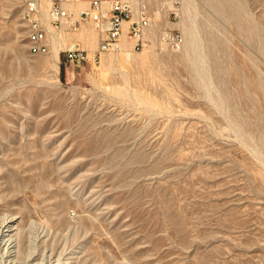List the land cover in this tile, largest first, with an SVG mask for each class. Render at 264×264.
Masks as SVG:
<instances>
[{
  "label": "rangeland",
  "instance_id": "rangeland-1",
  "mask_svg": "<svg viewBox=\"0 0 264 264\" xmlns=\"http://www.w3.org/2000/svg\"><path fill=\"white\" fill-rule=\"evenodd\" d=\"M147 1L179 50L153 34L93 63L87 24L67 36L89 62L57 71L0 0V221L34 237L18 264H264V0Z\"/></svg>",
  "mask_w": 264,
  "mask_h": 264
},
{
  "label": "built area",
  "instance_id": "built-area-1",
  "mask_svg": "<svg viewBox=\"0 0 264 264\" xmlns=\"http://www.w3.org/2000/svg\"><path fill=\"white\" fill-rule=\"evenodd\" d=\"M177 2L174 0V4ZM22 5H29L33 11L34 31L28 38L31 42L33 36H40L42 49H36L38 54L48 55L56 46L59 58L62 53L65 61L77 68L89 62V55L78 40L67 35L78 33L87 24L93 26L97 37L93 63L107 53L123 51L130 55L141 51L153 34L160 46L172 51L179 50L184 41L181 33L155 20L156 12L147 0H23ZM161 5L160 10L163 2ZM72 9L77 12L75 19ZM173 16L177 17L176 10ZM65 40H69L67 45Z\"/></svg>",
  "mask_w": 264,
  "mask_h": 264
},
{
  "label": "bare ground",
  "instance_id": "bare-ground-1",
  "mask_svg": "<svg viewBox=\"0 0 264 264\" xmlns=\"http://www.w3.org/2000/svg\"><path fill=\"white\" fill-rule=\"evenodd\" d=\"M23 3V0H21ZM23 18L26 22V40H27V51L30 55H39L38 50L36 49H42V41H40V36H33L31 38V42H29V38L31 36V32L34 31V15L31 7L29 5H23ZM82 36L85 40L84 43L87 45H93L96 43V37L94 33L91 30L85 31ZM53 50L51 53L47 56L48 61L50 62V65L55 67L56 70H59V55H58V49L56 46L52 48ZM49 65V66H50ZM52 67V68H53ZM69 75L72 77L74 73L72 71H69ZM18 220L17 217L14 216H6L4 219L0 221V249L3 248V255L6 259L7 264H18L19 262V256L24 253V255L31 256L33 248L31 245L34 242V237L31 236L32 232L28 231V235L26 236L25 240V247L22 250L20 246V241L18 238L20 228H17L16 221ZM19 231H18V230ZM22 231V230H21ZM20 231V232H21ZM22 233V232H21ZM31 233V234H30ZM21 235V234H20ZM36 240V239H35ZM23 256V255H22ZM24 258V256H23ZM3 260V256H0V263Z\"/></svg>",
  "mask_w": 264,
  "mask_h": 264
}]
</instances>
